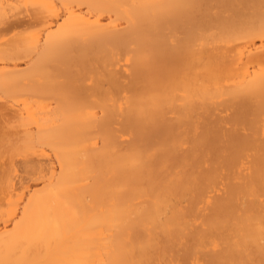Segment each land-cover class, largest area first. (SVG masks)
<instances>
[{"label":"bare ground","instance_id":"6f19581e","mask_svg":"<svg viewBox=\"0 0 264 264\" xmlns=\"http://www.w3.org/2000/svg\"><path fill=\"white\" fill-rule=\"evenodd\" d=\"M264 264V0H0V264Z\"/></svg>","mask_w":264,"mask_h":264},{"label":"rangeland","instance_id":"374dc122","mask_svg":"<svg viewBox=\"0 0 264 264\" xmlns=\"http://www.w3.org/2000/svg\"><path fill=\"white\" fill-rule=\"evenodd\" d=\"M179 264V263H178Z\"/></svg>","mask_w":264,"mask_h":264}]
</instances>
